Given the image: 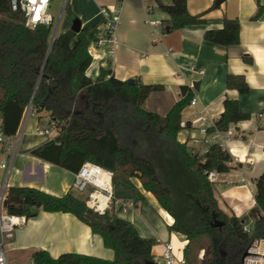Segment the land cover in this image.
Listing matches in <instances>:
<instances>
[{
	"label": "trees",
	"instance_id": "trees-1",
	"mask_svg": "<svg viewBox=\"0 0 264 264\" xmlns=\"http://www.w3.org/2000/svg\"><path fill=\"white\" fill-rule=\"evenodd\" d=\"M156 1L168 16L162 21L168 32L204 22V14L189 12L187 0ZM257 2L253 20L264 16V3ZM66 11L76 18L68 5ZM101 22L78 33L68 29L53 38L51 26L27 27L20 8H14L12 0H0V131L6 137L15 135L31 104L35 113L49 118L46 125L58 129L57 135L34 148L32 155L72 172L91 161L113 171L114 183L122 181L138 191L131 181L137 177L172 216L169 229L185 236V264H242L252 242L264 237V171L255 180L258 215L248 232L243 219L221 209L215 182L207 174L229 171L232 155L218 143L198 151L178 138L182 111L193 97L188 86H182V98L160 114L144 108V102L162 89L161 85L144 84L138 78L121 80L111 68H102L96 79L86 75L93 60L89 46L101 39ZM223 22L222 28L207 30L205 39L224 46L238 44L240 21L224 17ZM245 59L250 61L247 56ZM226 83L240 93L250 91L243 74H228ZM248 118L237 100L226 98L223 112L208 131H225L231 123ZM12 196L21 202L11 201L6 212L27 218L36 216L39 209L72 213L114 251L113 259L74 252L53 258L39 249L31 254L35 264L155 262L152 248L158 241L141 236L113 207L103 214L93 211L73 189L58 196L31 186H10L7 198ZM204 236L209 246L201 248L204 254L198 258L194 247Z\"/></svg>",
	"mask_w": 264,
	"mask_h": 264
},
{
	"label": "crops",
	"instance_id": "crops-1",
	"mask_svg": "<svg viewBox=\"0 0 264 264\" xmlns=\"http://www.w3.org/2000/svg\"><path fill=\"white\" fill-rule=\"evenodd\" d=\"M161 1L171 3V0ZM214 4L216 6L212 7ZM67 5L70 12L81 20L82 27L101 20L98 26L101 38L107 35L102 8H118L120 11V22L113 32L115 43L91 42L89 46L93 60L86 70L88 77L96 79L102 68H111L115 77L121 80L138 78L144 84L161 85L163 88L152 92L144 102V108L160 114L167 113L182 98V86L191 89L198 101L195 105L190 101L183 109V127L178 138L193 150L201 151L206 147L205 136L200 131L203 125L201 115L213 123L223 112L226 98L239 102L241 112L248 114L249 118L231 123L229 128L233 129V134L222 141L212 142L221 144L233 157L229 171L217 172L215 188L221 209L243 219L252 229L258 215L255 180L264 171V127H261L264 124V16L258 20L252 18L258 10L257 0H224L221 3L217 0H187L189 12L204 14V22L171 32L164 27L160 34L154 33L153 27L146 22L147 19L163 21L168 17L156 0H68L65 8ZM148 7L152 8L151 11ZM64 13L56 35L72 25L73 17L67 12L61 28ZM224 17L240 21L238 44L224 46L205 39L207 30L224 26ZM246 56L250 61L245 59ZM228 74H243L250 91L243 94L229 88L226 83ZM194 83L198 84V90L194 89ZM28 108L16 134L7 137L9 143L3 144L0 150V187L5 184L9 187L31 186L61 196L72 189L75 172L32 155L34 148L57 133L53 132V137L39 134L37 128L42 121L47 124L49 118L43 113H27ZM1 161L6 163L5 167L1 166ZM131 181L142 198L134 187L122 181L113 183L116 215L131 221L141 236L158 241L152 248L158 264H165L162 252L169 242L173 244L177 257L184 259L187 241L183 234L169 229L172 216L151 192L142 187L137 177ZM39 249L46 250L53 258L66 252L104 259L114 257V251L104 245L102 237L93 233L91 227L74 214L42 209L15 231L8 242L7 255L11 264H21Z\"/></svg>",
	"mask_w": 264,
	"mask_h": 264
},
{
	"label": "built area",
	"instance_id": "built-area-1",
	"mask_svg": "<svg viewBox=\"0 0 264 264\" xmlns=\"http://www.w3.org/2000/svg\"><path fill=\"white\" fill-rule=\"evenodd\" d=\"M12 4L14 8H20L24 13L27 27L34 29L38 25H46L51 26L53 29L56 25L53 37L56 36L60 26L61 16L57 21L58 15L54 11L53 0H12ZM151 9V7H148V11H151ZM64 12L63 10L62 14ZM101 13L107 27V38H101L98 43L114 44L115 38L113 32L120 22V11L118 8H102ZM146 22L153 27L154 33L160 34L164 30V24L160 19H147ZM199 72L203 74L204 70H199ZM197 101V97H193L191 99V104L195 105ZM29 112L35 113V109L31 104L27 110V113ZM262 118L264 119V116H262ZM200 120L203 123L200 131L205 136V148L212 144L213 140L222 141L225 137H229L233 134L232 128H228L224 132L215 130L210 133L208 127L214 126V122H210L209 118L205 115H201ZM37 132L42 135L53 137V132L57 133L58 129L52 124L50 127L48 125L44 127L39 126ZM7 143H9L7 137L0 131V150L2 145ZM1 166L5 167L6 163L1 161ZM207 174L209 180L216 183L217 172L208 171ZM113 177L114 173L110 169L104 168L91 161H85L79 170L74 173L71 188L78 192L88 191L87 198L85 199L86 205L93 211L103 214L113 207ZM8 189L9 186L7 184L0 187V264H11L7 255L6 243L13 238L15 231L25 225L28 220L25 215L6 212L4 200L7 198ZM244 229L248 232L250 231L246 225ZM246 252V255L243 256L242 264H264V237L255 239ZM162 257L165 260V264H174L176 262L185 264V259L178 258L175 254L174 246L171 242L165 245ZM21 264H35V262L33 258L30 257L26 262Z\"/></svg>",
	"mask_w": 264,
	"mask_h": 264
},
{
	"label": "rangeland",
	"instance_id": "rangeland-1",
	"mask_svg": "<svg viewBox=\"0 0 264 264\" xmlns=\"http://www.w3.org/2000/svg\"><path fill=\"white\" fill-rule=\"evenodd\" d=\"M67 1L68 0H53V8H54L55 13L58 15L57 21L59 20V17L61 16L63 10L65 11V13L63 15L64 17H63V22H62L61 28L64 27L63 26L64 22L66 21V18L68 16L67 15L68 13L66 12V8H65V4H66ZM55 27H56V25L53 27V32L55 30ZM45 124H46V121L45 122L42 121L41 126L44 127ZM75 193L77 195H79L80 197L86 199L88 191H86V192L75 191ZM208 246H209V239L206 236L202 237L201 240L194 247L195 252L197 251L198 258H200L204 254V249L201 250V248L208 247ZM6 249H8V242L6 243Z\"/></svg>",
	"mask_w": 264,
	"mask_h": 264
},
{
	"label": "water",
	"instance_id": "water-1",
	"mask_svg": "<svg viewBox=\"0 0 264 264\" xmlns=\"http://www.w3.org/2000/svg\"><path fill=\"white\" fill-rule=\"evenodd\" d=\"M224 0H217L218 3H221L223 2ZM82 22L79 18H73L72 19V25L70 27V29L76 33L80 32L82 30ZM54 38V37H53ZM130 82H133V79H129ZM194 89L195 90H198V84L197 83H194ZM11 201L15 202V203H20L21 202V199L19 197H16V196H12L11 198H6L4 200V207L7 208ZM220 224V223H219ZM247 252L244 253V256L246 255ZM146 264H157L156 262H146Z\"/></svg>",
	"mask_w": 264,
	"mask_h": 264
},
{
	"label": "bare ground",
	"instance_id": "bare-ground-1",
	"mask_svg": "<svg viewBox=\"0 0 264 264\" xmlns=\"http://www.w3.org/2000/svg\"><path fill=\"white\" fill-rule=\"evenodd\" d=\"M169 220V219H168Z\"/></svg>",
	"mask_w": 264,
	"mask_h": 264
}]
</instances>
